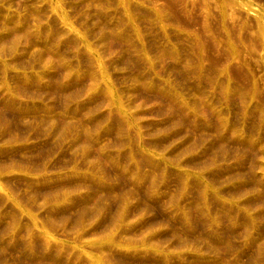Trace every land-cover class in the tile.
I'll return each mask as SVG.
<instances>
[{"label": "rangeland", "instance_id": "rangeland-1", "mask_svg": "<svg viewBox=\"0 0 264 264\" xmlns=\"http://www.w3.org/2000/svg\"><path fill=\"white\" fill-rule=\"evenodd\" d=\"M0 264H264V0H0Z\"/></svg>", "mask_w": 264, "mask_h": 264}]
</instances>
